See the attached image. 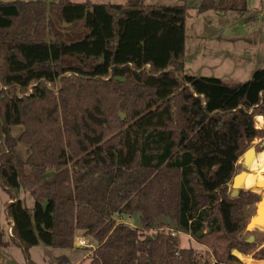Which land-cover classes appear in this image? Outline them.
<instances>
[{
	"label": "trees",
	"instance_id": "obj_1",
	"mask_svg": "<svg viewBox=\"0 0 264 264\" xmlns=\"http://www.w3.org/2000/svg\"><path fill=\"white\" fill-rule=\"evenodd\" d=\"M220 1L196 12L246 10ZM187 16L185 0L0 1V189L27 264L30 247L71 249L77 232L96 243L88 264H241L230 250L253 251L238 233L259 197L227 186L245 143L264 133L253 118L264 121V68L239 83L186 74ZM205 229L223 237V259L179 247L176 232Z\"/></svg>",
	"mask_w": 264,
	"mask_h": 264
},
{
	"label": "rangeland",
	"instance_id": "obj_2",
	"mask_svg": "<svg viewBox=\"0 0 264 264\" xmlns=\"http://www.w3.org/2000/svg\"><path fill=\"white\" fill-rule=\"evenodd\" d=\"M40 1L50 2L56 0ZM71 1L80 2L84 0ZM90 1L92 3L122 4L126 0ZM143 1L148 5H175L182 2V0ZM200 2L201 0H185L188 16L185 20L184 72L194 76L216 77L226 83H239L246 81L255 69L264 68V0H246V11L230 9L219 12L214 9H208L198 14L196 8ZM243 2L244 0H221L220 4L222 7L233 6L240 8ZM63 28L61 26V29ZM119 113L124 112H118V115ZM253 118L256 128L264 127L262 115L255 114ZM21 131V125L11 127V134L14 137H17ZM263 139L264 133L260 137H255L253 140L246 142L242 154L247 148L254 147L256 150L254 156H256L257 152L264 150L261 143ZM16 150L22 159L26 157V146L24 144L19 143ZM242 154L236 161L234 175L240 172H250V174L255 175L258 171V166H255V169H246L247 167L245 168L241 163ZM51 174L52 170L48 169L44 178H48ZM231 189L230 181L227 186L229 193ZM241 190L256 193L258 197L260 195V191L248 190L243 187L239 191ZM229 196L236 197L232 196L231 193ZM19 198L28 210H32L33 198L28 191L21 190ZM7 201L6 193L0 189V231L3 230L2 239L7 242V245L0 246V264H27L22 249L9 241L8 221L4 212ZM254 205L255 203H250L243 206V216L246 223L254 213ZM118 220L134 226L132 218L123 216ZM76 234H80V232ZM175 235L178 237L179 247L192 248L200 256L201 263L203 261L213 263L216 259H223L226 254V242L220 236V233L209 234L208 229H205L201 236L195 237L184 232H176ZM250 235L253 237L251 241L254 246L252 252L242 253L235 248L230 250V254L235 256L241 264L253 263L252 259L264 261V259L252 257L254 251L264 247V228L255 227L251 230L244 228L238 233V237L243 239L248 238ZM87 240L90 246L78 248L73 245L71 249L53 248L39 243L29 248L30 258L34 264H58L57 258L65 255L66 260L62 264L67 262H69L68 264H87L88 259L86 258L91 255L90 253L96 247L95 241L90 237H87ZM88 250L91 252L84 258ZM238 253L247 257L248 260L245 258V260L241 259ZM80 261L82 262L80 263Z\"/></svg>",
	"mask_w": 264,
	"mask_h": 264
},
{
	"label": "bare ground",
	"instance_id": "obj_3",
	"mask_svg": "<svg viewBox=\"0 0 264 264\" xmlns=\"http://www.w3.org/2000/svg\"><path fill=\"white\" fill-rule=\"evenodd\" d=\"M255 166H258L257 173L255 175L250 174V172L244 173L241 176V181L239 185L248 190L250 189L254 191H260V189H264V185L262 188L258 187L257 185L258 182H261L264 179V150L257 152V155L254 156L251 162L249 163L248 168L255 169ZM255 227H258L260 229L264 228V199L263 202H261V207L258 209L257 214L252 216V220L247 229L251 230Z\"/></svg>",
	"mask_w": 264,
	"mask_h": 264
},
{
	"label": "water",
	"instance_id": "obj_4",
	"mask_svg": "<svg viewBox=\"0 0 264 264\" xmlns=\"http://www.w3.org/2000/svg\"><path fill=\"white\" fill-rule=\"evenodd\" d=\"M119 117L121 119L124 118V113H119ZM262 145L264 147V139L262 140ZM256 153V150L254 147H249L247 148L243 154H242V161L241 163L243 164V166L246 168V167H249V163L251 161V159L254 157ZM245 172H240V173H236L235 175H233L232 179H231V186H232V189H231V195L232 196H236L238 193H239V190L241 189V187H239V184H240V181H241V176L244 174ZM258 187H263L264 185V179L261 181V182H258L257 183ZM263 199H264V189H260V195H259V199L258 201L255 203L254 205V214L253 215H256L257 212H258V209L261 207V202H263ZM252 215V216H253ZM252 216L249 217V221L246 223L245 225V229H247V227L249 226L251 220H252ZM202 232H199L197 233V236H201ZM253 240V237L252 235H250L248 238H247V242L248 243H251V241Z\"/></svg>",
	"mask_w": 264,
	"mask_h": 264
},
{
	"label": "built area",
	"instance_id": "obj_5",
	"mask_svg": "<svg viewBox=\"0 0 264 264\" xmlns=\"http://www.w3.org/2000/svg\"><path fill=\"white\" fill-rule=\"evenodd\" d=\"M7 230H8V233L10 234L11 233V225L7 226ZM171 234L173 235L174 232H172ZM73 245L76 246V247H84V248L90 246L89 242L87 240V237H85V236H83L81 234H75L74 235Z\"/></svg>",
	"mask_w": 264,
	"mask_h": 264
},
{
	"label": "crops",
	"instance_id": "obj_6",
	"mask_svg": "<svg viewBox=\"0 0 264 264\" xmlns=\"http://www.w3.org/2000/svg\"><path fill=\"white\" fill-rule=\"evenodd\" d=\"M246 7H247V4H246ZM246 11V10H245ZM220 12V11H219ZM185 67V66H184ZM254 214V213H253ZM3 231V230H2ZM6 242V241H5ZM78 248H80V247H78ZM91 251L90 250H88L87 252H86V254L84 255L85 257L84 258H86L87 256H88V254L90 253ZM239 254V253H238ZM65 256V255H64ZM239 256L241 257V259H243V260H245V259H247V257H245V256H243V255H241V254H239ZM84 258H82V259H84ZM245 258V259H244ZM86 259H88V258H86ZM248 260V259H247ZM249 260H250V258H249ZM69 261V260H68ZM83 261V260H82ZM82 261H80V263L82 262ZM252 261H254L253 263H250V264H264V261H257V260H253L252 259ZM69 262H67V264H68ZM89 263V259L87 260V264ZM66 264V263H65Z\"/></svg>",
	"mask_w": 264,
	"mask_h": 264
},
{
	"label": "flooded vegetation",
	"instance_id": "obj_7",
	"mask_svg": "<svg viewBox=\"0 0 264 264\" xmlns=\"http://www.w3.org/2000/svg\"><path fill=\"white\" fill-rule=\"evenodd\" d=\"M241 161H242V160H241ZM246 169H248V167H247Z\"/></svg>",
	"mask_w": 264,
	"mask_h": 264
}]
</instances>
